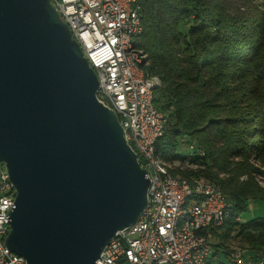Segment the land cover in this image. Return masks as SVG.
Instances as JSON below:
<instances>
[{"label":"water","instance_id":"95a60500","mask_svg":"<svg viewBox=\"0 0 264 264\" xmlns=\"http://www.w3.org/2000/svg\"><path fill=\"white\" fill-rule=\"evenodd\" d=\"M51 0H0L6 246L26 264H97L147 205V171Z\"/></svg>","mask_w":264,"mask_h":264},{"label":"trees","instance_id":"16d2710c","mask_svg":"<svg viewBox=\"0 0 264 264\" xmlns=\"http://www.w3.org/2000/svg\"><path fill=\"white\" fill-rule=\"evenodd\" d=\"M144 25L137 46L157 75L155 106L169 115L156 141L157 155L176 177L205 176L230 204L223 225L212 230L214 257L238 239L244 255L264 254V215L238 221L251 200L264 204V0H138ZM206 155L182 169L183 136ZM215 239V240H214Z\"/></svg>","mask_w":264,"mask_h":264},{"label":"built area","instance_id":"2783aa9c","mask_svg":"<svg viewBox=\"0 0 264 264\" xmlns=\"http://www.w3.org/2000/svg\"><path fill=\"white\" fill-rule=\"evenodd\" d=\"M97 74V99L114 110L124 136L146 169L150 185L146 207L137 221L112 238L97 264H264L231 249L221 261L214 257L212 230L230 214L220 185L205 176L176 177L170 163L156 152V141L167 129L169 115L154 104L160 85L144 67L146 52L136 44L144 31L138 0H51ZM182 169H194L206 155L186 135ZM15 190L0 161V264H26L5 244Z\"/></svg>","mask_w":264,"mask_h":264},{"label":"rangeland","instance_id":"374dc122","mask_svg":"<svg viewBox=\"0 0 264 264\" xmlns=\"http://www.w3.org/2000/svg\"><path fill=\"white\" fill-rule=\"evenodd\" d=\"M189 151L188 143H184L182 141L178 144V152L185 156ZM172 166H178L180 165L179 161L171 163ZM260 184L264 187V178L258 179ZM264 215V204L261 202H257L256 200H251L250 205L248 207V211L245 212L243 215L238 216V221H244L247 219H251L255 216H263ZM213 240V239H212ZM215 240V239H214ZM226 245L229 247V249H239L245 253V251H248L247 246H245L242 242H239L238 239H231L229 242L226 243Z\"/></svg>","mask_w":264,"mask_h":264}]
</instances>
